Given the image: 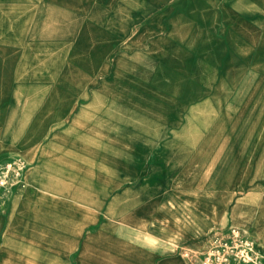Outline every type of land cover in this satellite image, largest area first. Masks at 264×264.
Returning <instances> with one entry per match:
<instances>
[{
  "label": "rangeland",
  "instance_id": "1",
  "mask_svg": "<svg viewBox=\"0 0 264 264\" xmlns=\"http://www.w3.org/2000/svg\"><path fill=\"white\" fill-rule=\"evenodd\" d=\"M207 2L0 0V36L25 48L0 62V106L17 118L91 104L92 122L134 131L93 124L139 161L138 197L107 214L108 239L174 256L192 229L197 264H264V6ZM21 169L0 162V206Z\"/></svg>",
  "mask_w": 264,
  "mask_h": 264
},
{
  "label": "crops",
  "instance_id": "2",
  "mask_svg": "<svg viewBox=\"0 0 264 264\" xmlns=\"http://www.w3.org/2000/svg\"><path fill=\"white\" fill-rule=\"evenodd\" d=\"M200 1L264 6V0ZM164 13L166 20L170 12ZM15 37L12 43L19 41ZM11 38L8 32L0 36L2 64L12 54L25 53L19 43L11 46ZM91 108L35 110L16 118L0 106V162L22 163L0 206V264H197L204 242L192 229L169 242L180 248L174 256L133 240L108 239L107 214L121 213L117 209L128 208L129 200L138 197L139 161L122 158L116 145L108 150L105 133L93 124L120 131L132 141L138 137L120 128L123 120L114 126L101 118L92 122ZM126 124L135 129L138 119Z\"/></svg>",
  "mask_w": 264,
  "mask_h": 264
},
{
  "label": "built area",
  "instance_id": "3",
  "mask_svg": "<svg viewBox=\"0 0 264 264\" xmlns=\"http://www.w3.org/2000/svg\"><path fill=\"white\" fill-rule=\"evenodd\" d=\"M18 175H20V174H18Z\"/></svg>",
  "mask_w": 264,
  "mask_h": 264
}]
</instances>
